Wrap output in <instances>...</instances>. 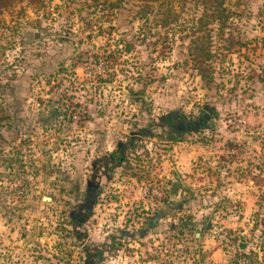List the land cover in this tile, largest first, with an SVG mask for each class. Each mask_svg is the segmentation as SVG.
<instances>
[{
	"label": "rangeland",
	"instance_id": "rangeland-1",
	"mask_svg": "<svg viewBox=\"0 0 264 264\" xmlns=\"http://www.w3.org/2000/svg\"><path fill=\"white\" fill-rule=\"evenodd\" d=\"M0 264H264V0H0Z\"/></svg>",
	"mask_w": 264,
	"mask_h": 264
},
{
	"label": "trees",
	"instance_id": "trees-1",
	"mask_svg": "<svg viewBox=\"0 0 264 264\" xmlns=\"http://www.w3.org/2000/svg\"><path fill=\"white\" fill-rule=\"evenodd\" d=\"M205 10V9H204ZM213 12L209 13L208 11H203L200 17L197 18V30H202L204 26H206L210 20L214 19ZM121 160H124V157H120Z\"/></svg>",
	"mask_w": 264,
	"mask_h": 264
}]
</instances>
